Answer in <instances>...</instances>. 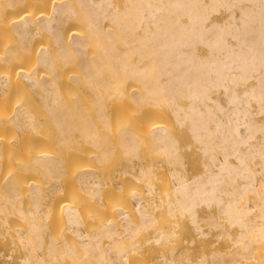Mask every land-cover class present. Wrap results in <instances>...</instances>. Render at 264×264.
Segmentation results:
<instances>
[{"label": "bare ground", "instance_id": "6f19581e", "mask_svg": "<svg viewBox=\"0 0 264 264\" xmlns=\"http://www.w3.org/2000/svg\"><path fill=\"white\" fill-rule=\"evenodd\" d=\"M3 47L0 98L33 101L68 155L40 148L26 191L0 182V264H177L180 243V264H264V0H0ZM31 112L0 133L39 134ZM115 114L141 118L112 139ZM115 153L130 170L82 165Z\"/></svg>", "mask_w": 264, "mask_h": 264}, {"label": "rangeland", "instance_id": "374dc122", "mask_svg": "<svg viewBox=\"0 0 264 264\" xmlns=\"http://www.w3.org/2000/svg\"><path fill=\"white\" fill-rule=\"evenodd\" d=\"M8 51L10 52L12 51V49L8 47H3V49L0 50V53H6ZM18 74H20V72ZM19 106H26L29 110H31L32 111L31 114L33 115V118L36 121V125H38V127H43V129L41 128L38 129L39 134H37L36 129H33L31 132H27L23 136L8 132L0 133V145L3 149L2 150L3 153L7 155L4 164L0 166V182H5L9 178H16L21 183V187L24 189V191H26L28 188H30V186L37 184V182L32 177L25 176L24 171L30 166H32V162L34 158L37 157L36 155L42 153L41 151L38 153V150L40 148L43 149V151L54 153L51 154V156L57 158H64L66 156L65 154L68 155V152L58 150L54 147L51 133L43 126L42 123L43 119L34 110L35 104L31 100L24 101L23 97H21L15 102L12 101L11 103L10 100H5L3 98H0V122H4V121L8 122L9 119H11L9 118V115L13 114V110ZM113 118L116 120V123L112 127L111 134H109L112 139L118 136L120 130H123L124 128H126L127 130L131 129L130 127L132 126L131 125L132 122L130 123V121L132 120L134 121L135 119H140L141 117L140 116L123 117V115L115 114ZM151 124L166 126L168 123L165 117H156L152 120ZM38 138H40V143L38 142ZM77 148L82 149L84 147H77ZM17 149H20V151L17 154L12 155L11 151ZM83 158L85 159V161L82 163V165L84 164L86 170H96V169L101 171L120 170L121 172L130 170V165H127L126 167V164L124 163L123 159L116 153L110 159H104L100 155L98 157L93 155V156H86ZM185 160L187 164L188 173L190 175L196 174L198 172L197 165L194 163L195 160L191 157L189 153H187V157ZM152 162L155 165V171L160 172V169H162V164H160V161L153 159ZM127 194H128L127 198L132 197L133 194H137L146 201L151 199V197L146 193L145 189H141V188L128 187ZM165 195H166V182H164L163 184H158V194H156V197L158 198L159 196L160 199L163 198ZM68 203L70 202L63 201L61 204H63L64 206L65 204ZM82 209L84 210V216L86 218L95 219L96 221L99 222H103L107 219L116 217L118 216V213L120 211H123L122 204L119 202L107 203L105 209H97L92 206H83ZM11 222L13 225H21V226L25 225V223H21L18 220H12ZM199 246L200 244H198V247ZM174 247H177L175 249L178 251V253L176 254L175 258L177 259V264H180V262L184 261V258L186 257L181 253L182 243L177 244ZM171 250L172 249L170 248L157 249L154 253L151 254L152 255L151 258L140 259L133 262V264H155L158 261L161 263L164 259L163 255L165 257L171 256ZM150 259L152 260L155 259L157 261H153L152 263L150 262Z\"/></svg>", "mask_w": 264, "mask_h": 264}]
</instances>
